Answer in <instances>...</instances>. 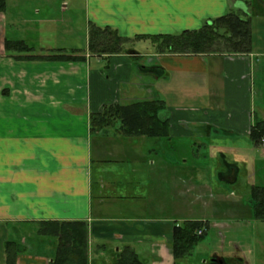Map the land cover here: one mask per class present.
Returning a JSON list of instances; mask_svg holds the SVG:
<instances>
[{
	"label": "crops",
	"instance_id": "obj_1",
	"mask_svg": "<svg viewBox=\"0 0 264 264\" xmlns=\"http://www.w3.org/2000/svg\"><path fill=\"white\" fill-rule=\"evenodd\" d=\"M29 4L31 18L21 14ZM70 4L6 0L0 13V264L8 241L22 249L16 264H51L56 239L39 234L51 222L86 225L89 264H112L124 247L142 264H177L185 258L172 253L180 223L251 220L250 190L264 181V148L250 138L264 122V0H82L87 25L127 38L196 30L234 12L250 21L251 48L182 56L154 53L149 42L99 57L87 53V40L82 51L50 30L62 53L77 51L80 60H47L56 52L45 51L42 31L61 23L54 8L61 15ZM5 40L32 50L8 52ZM153 99L163 104L166 138L146 146L114 128L90 132V115L105 106ZM201 248L192 252L202 259L185 264H248L239 250L204 258Z\"/></svg>",
	"mask_w": 264,
	"mask_h": 264
},
{
	"label": "trees",
	"instance_id": "obj_2",
	"mask_svg": "<svg viewBox=\"0 0 264 264\" xmlns=\"http://www.w3.org/2000/svg\"><path fill=\"white\" fill-rule=\"evenodd\" d=\"M6 0H0V13L4 12ZM147 40L154 53L174 55L244 54L251 48L250 21L241 15L227 14L206 20L199 29L184 30L178 34L136 35L122 37L111 27H99L89 23L87 28V53L93 56H110L123 53L133 54L135 41ZM5 50L27 54L32 49L24 41L5 40ZM57 50L47 60L78 61L73 54L77 51ZM163 108L160 100L139 101L127 105H107L100 113L90 115V132L100 129H115L127 137H142L161 140L168 136V122L159 117ZM264 122H257L250 131L255 144L260 143ZM252 217L264 222V187L255 186L250 190ZM207 226L202 221H184L173 228L172 253L175 260L191 254L196 243L203 238L205 231H196ZM39 234L56 239V250L51 264H89L87 228L81 222L46 223ZM6 264H16L17 255L22 251L18 244L8 241L5 246ZM238 261L240 259L236 258ZM112 264H142V261L128 247L113 255Z\"/></svg>",
	"mask_w": 264,
	"mask_h": 264
},
{
	"label": "rangeland",
	"instance_id": "obj_3",
	"mask_svg": "<svg viewBox=\"0 0 264 264\" xmlns=\"http://www.w3.org/2000/svg\"><path fill=\"white\" fill-rule=\"evenodd\" d=\"M57 1V0H53ZM251 2V0H250ZM51 4H53L51 2ZM31 4L26 6L25 8L21 10V14L27 16L28 18L33 17L32 13L33 11L27 9ZM56 8H58V5H54ZM54 8V7H53ZM33 10V9H32ZM32 12V13H31ZM54 8V12L51 16H55L56 20H58V17L61 19L60 22L55 23H49V26H45V29H43V37H47L46 40V46L51 49H46L45 51L50 52H57V50L63 51L64 49H60L62 45L55 43L53 40L54 38H50L51 34L48 33L51 31H58V39L61 41H64L63 44L65 46L73 45L79 50L84 51L86 48V40H87V23H86V11L84 10V6L82 5V0H71V4L68 5L67 10L63 13H60ZM52 27H56V29L53 30ZM63 27L66 28L64 34L62 31ZM18 30V29H16ZM12 32L13 30L10 28L9 30ZM15 31V30H14ZM47 33H46V32ZM46 33V34H45ZM53 33V32H52ZM49 38V39H48ZM51 39V40H50ZM52 41V42H51ZM149 43V41H138L134 42L133 45L139 47L141 50L146 47V45ZM27 45V44H26ZM31 48V47H30ZM35 52H42L36 51ZM119 126L118 124L115 126V129H117ZM116 134L117 131H115ZM119 136V135H118ZM151 139L143 138L144 144L146 143V146L150 143ZM200 144V141H194ZM193 143L192 140H186V145H190ZM203 143V141H201ZM259 151H257L258 153ZM189 159L192 157H188ZM197 159L200 161L203 160L202 156H197ZM97 166L96 164L93 166V175L94 171L96 170ZM264 176V173H263ZM262 186L264 187V181ZM207 232L203 236L202 239H200L196 246H201V253L205 252L207 255L204 256V258H208V252H218V254L221 252V249L224 250L225 256H230L231 254H234L236 250H239V255L243 256L248 264H264V222L255 220V219H236V218H219V217H212L208 219L207 223ZM204 228V227H203ZM205 230V228H204ZM203 256V255H202ZM202 259L198 255V251L191 252V254L187 257H185L183 260L179 261L177 264H185L184 261H191L196 262L198 260Z\"/></svg>",
	"mask_w": 264,
	"mask_h": 264
},
{
	"label": "flooded vegetation",
	"instance_id": "obj_4",
	"mask_svg": "<svg viewBox=\"0 0 264 264\" xmlns=\"http://www.w3.org/2000/svg\"><path fill=\"white\" fill-rule=\"evenodd\" d=\"M227 260H230V261H235L236 259L235 258H228ZM211 261L215 262L216 264H228L226 261H225V258L223 257H213L211 259Z\"/></svg>",
	"mask_w": 264,
	"mask_h": 264
},
{
	"label": "built area",
	"instance_id": "obj_5",
	"mask_svg": "<svg viewBox=\"0 0 264 264\" xmlns=\"http://www.w3.org/2000/svg\"><path fill=\"white\" fill-rule=\"evenodd\" d=\"M260 144L264 148V130L262 131L261 136H260ZM203 232H204V228H201L196 231V234L201 235Z\"/></svg>",
	"mask_w": 264,
	"mask_h": 264
}]
</instances>
